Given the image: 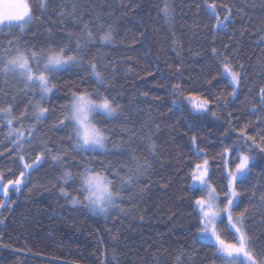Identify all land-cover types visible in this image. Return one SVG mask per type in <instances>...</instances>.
Listing matches in <instances>:
<instances>
[{
    "label": "trees",
    "instance_id": "16d2710c",
    "mask_svg": "<svg viewBox=\"0 0 264 264\" xmlns=\"http://www.w3.org/2000/svg\"><path fill=\"white\" fill-rule=\"evenodd\" d=\"M41 2L28 0L30 30L0 32V53L10 41L22 49H75L79 40L85 59L50 76L55 88L40 101L48 112L39 122L33 109L39 93L0 73V108L12 105L11 129L24 133L17 147L13 141L20 139H8V118L0 113L2 183L19 178L23 164L46 148L52 155L66 153L63 163L46 155L28 169L19 191L8 192L0 208V264H223L214 244L199 235L193 204L201 193L190 189V173L208 161L209 180L223 208L225 177L235 171L241 131L264 146V0H46L40 9ZM165 2L168 16L161 12ZM85 25L95 37L91 43ZM109 28L113 40L102 44L99 37ZM224 57L240 73L235 88L224 73ZM90 61L104 72L103 87L88 70ZM85 90L114 97L119 105L112 118L96 116L107 129L106 152L73 151L71 127L59 126L71 94ZM191 96L207 99L209 111L193 112L185 103ZM25 112L27 118H21ZM250 152L254 159L235 186L240 204L232 212L234 217L244 213V227L259 253L264 248V152L256 145ZM132 155L145 168L121 187L112 173L119 170L127 179L123 166L135 167ZM107 166L120 198L101 217L86 209L79 175L86 167L103 172ZM65 170L74 177L68 183L61 179ZM72 196L81 202L72 204ZM226 225L220 219L218 233L235 242Z\"/></svg>",
    "mask_w": 264,
    "mask_h": 264
},
{
    "label": "snow or ice",
    "instance_id": "6c2138e0",
    "mask_svg": "<svg viewBox=\"0 0 264 264\" xmlns=\"http://www.w3.org/2000/svg\"><path fill=\"white\" fill-rule=\"evenodd\" d=\"M46 6V0H42L37 7L44 9ZM210 7L215 12L216 5L212 4ZM161 12L165 16H168L170 9L166 2ZM224 19L228 20L229 16H225ZM32 21L33 15L31 9L24 0H0V31L3 28H18L20 33L23 34L26 30H30L28 26ZM84 27L87 42L91 43L95 37L87 25ZM99 40L102 44L111 43L113 40L111 28L104 31L99 37ZM9 47H11V42ZM82 50L83 45L79 40L76 41L75 49L67 45L49 48H29L26 45L23 50L19 47L14 52L6 50L0 53V73L4 75L12 73L22 78L27 86L39 89L40 100L36 101L33 105L35 120L39 122L47 118L46 113L48 112L47 108L41 106L40 101L45 100L55 88V84L51 82L50 76L69 66L82 65L85 59ZM213 52L215 53L216 50L213 49ZM223 65L224 72L230 76L232 83L238 85L240 82V73L232 69L227 57H224ZM87 67L91 75L95 78V81L103 87L105 76L104 72L98 67V63L90 61ZM174 89L179 91L180 86L174 85ZM261 92L262 96H264V89ZM188 100L192 104L194 112L203 114L209 111V101L207 99L191 96L188 97ZM118 109L119 105L115 103L114 97H109L99 91L90 92L85 90L83 92H73L70 103L63 110V118L59 121L60 127H71L69 140L75 141L73 151H106L108 142L107 129L99 126L96 116L112 117L118 112ZM12 111L13 107L11 104L7 107L0 108V113L5 114L8 118L7 125L10 128L9 136L15 133L18 137L23 138L24 133L22 131L11 129L14 119L12 117ZM20 115L21 118H27L26 112ZM212 115L215 116V113H212ZM34 131V129L30 130L29 135ZM240 139L243 140V144L240 145V150L236 153L238 162L235 165V171H229L225 177L228 183L225 185L223 192L226 201L224 207H220V193L209 180L208 161L204 160L202 164L197 163L190 173L192 181L189 185L190 189L194 193H201L199 198L194 200L193 209L197 213L201 239L212 242L214 238L213 246L216 247V255L221 259L223 264H264V248L259 253H254L253 249L255 245L252 244L250 235L244 227V213L242 212L239 216L234 217L232 212L240 204V193L236 190L235 186L237 182H242L247 177L250 171V161L254 159L250 152L251 146L256 145L261 152H264V146L257 144L253 136H247L245 138L244 131H241ZM262 141H264V137H262ZM23 142V139H20L19 143L13 141L17 147H21ZM193 143H195V137L193 138ZM200 151L202 150H197V155H199ZM226 151L229 150L226 149ZM46 155L51 156L52 160L57 163H63L66 153L61 155L57 152L56 155H52V150L46 148L45 151H42L35 157L32 163H24L23 168L27 170L39 165ZM19 159L24 160L25 158L21 155ZM130 162L135 165L134 168L128 167L127 165L123 166L128 174L127 179L119 175V170L112 173L114 179L120 180L121 187L130 184L133 177L141 174L145 168V165L135 155L130 157ZM111 172V166H107L103 172L86 167L80 173L79 191L84 197L83 203L85 207L99 213H107L109 209L117 207L116 201L120 198V193L115 190L114 179H109V173ZM25 175V171H21L19 178L9 180L7 184H4L2 183L4 179L3 173H0V190L3 191L5 197L4 201H0V208L6 206L7 194L10 191L9 186H13L15 191H19ZM61 179L64 183H68L74 177L70 170H65ZM61 191L64 192V189L61 188ZM64 194L69 195L67 192H64ZM71 200L73 203L81 202L76 196H72ZM222 213L227 219L226 227L229 230H234L235 234L233 239L235 242H227L218 234L216 222Z\"/></svg>",
    "mask_w": 264,
    "mask_h": 264
},
{
    "label": "rangeland",
    "instance_id": "374dc122",
    "mask_svg": "<svg viewBox=\"0 0 264 264\" xmlns=\"http://www.w3.org/2000/svg\"><path fill=\"white\" fill-rule=\"evenodd\" d=\"M24 2H26V3H28V0H24ZM5 29H7V28H3V30L2 31H4ZM1 32V31H0ZM10 42H11V47H9V44H10ZM9 42V44H8V48H7V51H12V52H14L15 50H16V48H20L21 50H23L18 44H16V42L15 41H10ZM69 67H72V66H69ZM223 70H224V67H223ZM225 73V72H224ZM4 75V74H3ZM225 75L227 76V78L229 79V81L232 83V81H231V78H230V76H228L226 73H225ZM4 77L8 80V81H10L12 84H15L16 86H19V87H21V88H23V89H26V90H29V91H36V92H38L39 93V89L38 88H35V87H29V86H27V84L25 83V81L22 79V78H20V77H18V76H16V75H14V74H12V73H8L7 75H4ZM233 84V83H232ZM236 87V85L234 84V86H233V88H235ZM39 97V99H40V95L39 96H37V98ZM185 103L191 108V110L194 112V110L192 109V104L191 103H189V100L188 99H186L185 100ZM196 113V112H195ZM104 117H106V116H104ZM113 117V116H112ZM112 117H106V118H112ZM23 138H24V136H23ZM23 138H20V137H18L15 133H13V135H11V136H8V139H15V140H19V139H23ZM108 150H110L109 149V147L106 145V151H108ZM115 150V149H114ZM106 151H104V152H106ZM99 152V151H98ZM35 167V166H34ZM28 171V169L26 170L25 169V173ZM22 185V184H21ZM10 187V189H14V187L13 186H9ZM21 187V186H20ZM0 194H2L3 195V197H4V194H3V191L2 190H0ZM7 196H8V194H7ZM5 198V197H4ZM72 204H76V203H73L72 202ZM86 209L91 213V214H94V215H98V216H101V217H105L106 215H107V213L112 209H109V211L107 212V213H99V212H94L93 210H91V209H89V208H87L86 207ZM226 219V216L222 213L221 214V217L220 218H218V220H217V222H216V224L219 222V220L220 219ZM226 221H227V219H226ZM233 232H234V230H232ZM219 234V233H218ZM235 234V233H234ZM206 242H209V241H206ZM209 243H212V244H214V238H213V241L212 242H209Z\"/></svg>",
    "mask_w": 264,
    "mask_h": 264
}]
</instances>
